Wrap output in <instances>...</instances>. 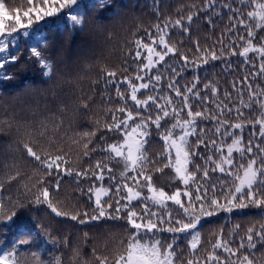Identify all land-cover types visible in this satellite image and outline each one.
I'll return each mask as SVG.
<instances>
[{"label":"trees","instance_id":"1","mask_svg":"<svg viewBox=\"0 0 264 264\" xmlns=\"http://www.w3.org/2000/svg\"><path fill=\"white\" fill-rule=\"evenodd\" d=\"M101 3L105 6L100 7ZM0 4L7 13L0 17L3 20L0 42L8 46L0 51V62L3 63L0 67V255L7 256L10 264H56L57 260L60 264H99L98 258H107L112 264L120 255L127 254L129 240L136 237L141 244L151 245L159 241L161 251L173 244L177 257L174 264H186L189 259L199 260L200 264H213L206 259L209 255L220 264H232L237 256L230 255L223 247L214 248L218 240L233 252L239 249V257L247 256L253 264H264V242L254 237L255 246L251 247L245 238L248 228L259 231L260 225H264V206L251 205L232 212L216 211L211 216H202L195 229L174 233L168 232L167 228L179 225L166 222L169 217L173 221L189 222L179 205L172 201L158 205L145 198L133 199L129 210L136 211L145 220L149 218L145 206L148 212L157 214L150 217L158 224L155 230L141 229L137 233L128 223L125 212H115L117 200L121 201L120 206L127 202L126 189L117 191L119 185L128 183L132 186L131 182L121 176L124 168L119 158L110 159L114 154L104 150L107 145L123 143L124 133L110 131L105 124L112 123L113 113L117 119L126 115L120 113L119 108L136 107L130 99V86L122 81L128 77L134 83H141L135 80L137 72L145 77L143 82L157 74L162 75L158 83L138 92V99H146L149 95L171 96L174 104H180L174 91L167 88L168 83L177 81L178 86H191L196 82L203 99L189 94L193 111L215 116L214 102L240 108L243 119L236 117L235 110L229 119L231 123H242L243 127L228 131L242 137L245 144L251 140L254 145L264 147L260 126L255 123L260 117L259 105L253 102V107L248 109L239 103L240 99L248 103L249 84L252 89L264 90V75L259 71L264 61L256 53L240 56L224 52L220 59L208 57L209 62L203 64L200 62L202 53L196 48L198 42L200 48L213 49L220 55L219 41H222L225 48L234 45L241 50L244 44L237 37L246 38V29L236 23L240 18L253 26L252 30L258 34L254 44L259 46L264 31L255 27L258 18L250 19L246 13L259 11L256 5L264 4V0H77L75 5L62 9L61 13L40 20L36 19L37 10L47 11L51 6L45 5L43 0H0ZM226 5H230L231 10ZM24 12H29V16H24ZM241 12L245 14L243 17ZM234 13L236 19H232ZM189 14L194 16L193 22L185 19L184 24L190 31L173 27L176 19L186 18ZM73 15L82 23L73 22L70 18ZM16 17L25 27L16 25ZM29 18L33 21L31 25L27 24ZM166 23L168 27H164ZM157 25L160 26L159 33ZM160 34H166L169 45L177 47L181 55H187L189 62L182 63L180 55L174 53L147 72L139 71L143 63H147L148 54L142 47L137 49L135 42L150 43L153 39L158 40ZM154 47L163 51L162 46ZM33 48L42 52L51 66L50 71L32 55ZM137 50L141 52L142 60L137 59ZM12 56L17 59L12 60ZM110 72L115 73V77L109 78L107 73ZM244 77L247 80L241 86ZM208 83L218 88L217 95H213L211 89H204V84ZM118 91L124 93L125 98L118 97ZM226 92L230 93V100L225 99ZM238 92H242V96ZM232 101L237 103L233 106ZM160 103L164 100L161 99ZM168 110L171 112V108ZM140 112L145 116L152 113L153 118L156 114L154 106L140 109ZM133 115L135 117V111ZM187 118L186 112L181 114L182 120ZM175 122V119L167 118V123L161 122L163 126L159 131L152 126L144 146L147 155L155 161V167L162 169L152 173L154 187L163 188L169 195L179 188L192 197L202 195L204 199L215 198L226 203L225 197L231 199L229 193L234 192L238 184L233 174L239 165L246 166L249 155L241 156L234 151V163L224 164L225 171L221 172L215 162L227 155V145L232 142V137L214 131L218 126L216 120L200 119L195 135L188 140L195 145L198 138H203L209 146L193 147L198 154L188 165L193 177L186 186L174 167H163L168 159L161 133ZM135 123H139V119ZM129 124L135 126L133 121ZM85 132L95 133L89 149L96 151H90L88 157L82 154ZM176 133L180 134L179 128ZM212 140L217 142V148L223 149L222 152L211 147ZM26 143L42 157L45 154L52 157L62 155L68 163L62 164L60 169H46L44 164L28 155L24 148ZM259 155L257 153V158ZM97 161H103L112 169L111 173H104L103 180L95 178L92 173L87 177L76 174L94 166ZM64 168H70L71 174H67ZM205 170L207 176L203 174ZM239 174L242 175V171ZM127 175L137 174L129 171ZM38 180L41 183L38 184ZM198 186L200 191H197ZM44 188L49 191L47 202L40 196ZM89 188L93 191L89 192ZM96 189L107 190L101 191L99 198L105 207L113 204V209L105 217L93 220L89 217L98 214ZM253 191L264 195V185L255 186ZM181 199L188 207L189 197L182 196ZM49 203L57 211L69 215H57ZM193 203H196L194 199ZM77 213H80L79 219L72 220L71 215ZM9 216L12 217L10 220ZM113 216L120 218L113 219ZM197 234L199 244L194 250L191 242Z\"/></svg>","mask_w":264,"mask_h":264},{"label":"snow or ice","instance_id":"2","mask_svg":"<svg viewBox=\"0 0 264 264\" xmlns=\"http://www.w3.org/2000/svg\"><path fill=\"white\" fill-rule=\"evenodd\" d=\"M45 5H51L48 7L47 11H43L42 9L37 10L36 19L40 20L43 19L44 16L52 17L56 13H61V10L70 6L75 5L77 0H43ZM105 4L101 3L100 7H104ZM211 6V5H209ZM231 10L230 5H226ZM256 7L259 11H250L247 12L246 15L250 19L257 20L255 23V27L264 31V4H257ZM4 5L0 4V17L7 15V13L3 12ZM239 11V10H237ZM40 12H43V15H40ZM241 17L245 14L243 12L240 13ZM24 16H29V12H24ZM71 20L77 24L82 23V20L79 19L77 16L73 15L70 17ZM191 23L193 22L194 16L189 14L185 17H180L175 20L173 27H180L183 31H190L184 24V20ZM232 19H236V13L233 14ZM15 23L19 27H25V25L21 24L20 18H15ZM33 23L32 19L29 18L27 21L28 25ZM236 23L239 25H243L246 29V38L243 36L237 37L244 46L241 50H237L235 46L231 48L223 47V42L219 41L221 44L220 55L217 54V51L213 49H202L197 42L196 48L198 52L202 53L200 57V62L203 64H207L209 62L208 57L211 60L220 59L224 52H228L230 55H240V56H248L249 53H256L259 55L261 61H264V37H260V44L259 46L254 44V40L257 37V33L252 30L253 26L251 24L245 23L243 18L236 20ZM157 31L160 32V26L157 25ZM164 27H168L166 23ZM15 31V28L12 29ZM0 32H3V20L0 19ZM137 49L143 48L147 52V63H143V67L139 71L147 72L149 69L153 68L156 63L164 62L165 58L169 54H178L180 55V59L182 63L187 64L189 62V58L187 55H181L179 53V49L175 46H170L168 40L166 39V34H160L158 40H151L150 43H144L142 41H136ZM154 45L162 46L163 51H157ZM8 46L0 42V51H4ZM32 55L34 57L39 58L38 63H40L43 67L48 68L49 71L51 70L50 64L47 60L42 56V52L38 51L36 48H33ZM137 59L142 60L141 52L139 50L135 53ZM12 60H16V56L11 57ZM195 63V61H193ZM0 67H3V63L0 62ZM260 74L264 75V63L260 65ZM109 78L115 77V73H107ZM173 75H176V71L173 70ZM162 79V75L157 74L154 78L150 77L147 82L145 81V77L140 75L137 72L135 76L136 81H142L141 83L137 84L134 83L128 77H125L122 81L123 83H127L130 86V99L135 103L134 109H127V106L121 107L118 109L120 113H126V115L122 119H117L115 114L113 113L112 123L105 124V127L116 133L123 132L124 133V140L123 143H113L107 145V148L104 149L110 153L114 154L112 158H119V161L122 162L124 172L121 173V176L124 177L125 180L131 182L132 186H129L128 183L120 184L117 191L120 188L126 189V203L121 205V201L117 200L115 203L118 205L115 207V212H125L126 219L131 227L136 230L138 233L139 230L144 229L147 232H152L158 227L157 223H154L150 217L156 216V213L148 212L147 206H145V213L148 219H144L140 214L136 211L129 210V204L135 198H139L142 195L141 191L136 190L137 188H144L146 187L148 192L151 193V199L158 205H164L166 201H172L176 205H179L183 212L187 215L189 222H184L183 220H169L166 222L172 223L174 225L179 226H172L168 227V232H188L189 230H193L197 227V224L201 220L202 216H211L216 211H227L232 212L234 209H243L249 207L251 205H255L257 207L264 206V195L260 194L259 192L253 191V188L258 185H264V147L260 145H254L251 140H248L247 143L243 141L242 137H236L234 132L228 131V129H236L239 130L243 127L242 123H231L230 119L232 117L233 111L235 110L236 117L243 119L242 111L240 108L230 107L228 104H221L220 102H214L215 108L217 111V115L212 116L208 115L205 116L203 111H193V105L189 103L191 94L192 97L203 99L202 93L197 91V83L193 82L191 86H178L177 81H172L168 83L167 88L170 91H174L176 97H178L181 101L180 104H174L171 96L167 97H159L149 95L146 99H138L137 93L143 89H149L153 83H158ZM198 80V77L196 78ZM247 80V77H244L241 80V86H243L244 81ZM235 82L233 83V88H235ZM251 91L249 92L248 103L245 104L243 99L239 100L240 104H243L246 108L251 109L253 107V102L259 105L260 109V117L255 120V123L258 124L260 137L264 140V90L257 91L252 89L251 84L248 86ZM183 88V91H182ZM204 89H211L213 95H217L219 90L218 88L211 83L204 84ZM239 96H242V92H238ZM117 96L120 98H125L124 93L117 92ZM163 99L164 103H160V100ZM225 99L230 100L231 95L230 93H225ZM237 102L232 101V105L234 106ZM154 106L155 108V116L153 118L152 113H148L146 116L142 115L140 109L150 108ZM86 107V106H85ZM171 108V112L168 110ZM135 111V117L133 112ZM187 115V119H181V114L185 113ZM175 119V123L171 125L170 128H165L164 132L161 133L162 139L165 144V149L167 153L168 163L164 164L163 167L169 168L174 167L175 173L179 177L180 180L183 181L184 185H188L189 179H192L193 173L189 172L188 165L191 162L193 156L197 155L198 153L193 151V147L198 149L200 145H204L205 148L209 146V142H206L203 138H198L195 145L189 142L188 137L195 135L196 133V125L198 120L200 119H214L217 122V127L214 129L216 133L232 137V142L227 145V155H222L220 160L216 163V167L219 168L221 172L225 171L223 167L224 164L232 165L233 161V152L236 151L244 156L245 154L249 155V158L245 164H241L238 166L236 173H234V181H238L234 188V192L230 191L229 195H231V199L227 196L225 197L226 203H221L217 199L213 198L210 200L202 198V195H195L194 197L191 196L188 192H182L179 188L169 195L167 192L164 191L163 188L157 189L153 185V175L154 171L159 172L162 171L161 168L155 167V161L150 158L146 151H145V144L147 143V137L151 134L150 128L154 126L158 131L162 128V121L167 123V118ZM139 119V123H135V120ZM129 121H133L135 126L129 124ZM180 129V134L177 135L176 129ZM130 129V131H129ZM223 130V132H222ZM95 136V133H83V139L86 141L83 143V156L88 157L90 155V151L94 152L96 149H89V144L91 143V138ZM103 139V137L101 138ZM211 147L215 149L216 152H222V148L216 147V141H210ZM24 148L29 156L33 157L36 161L41 162L46 166V169H60L62 164H67L68 161L64 159L62 155H56L52 157L49 154H45L44 157L39 155L36 151L33 150V147L29 146V144H24ZM175 150L174 157L172 156V150ZM257 153H259V158H257ZM211 159V157H208ZM174 161V162H173ZM199 166H197L198 168ZM64 171L67 174H71L72 170L70 168H64ZM112 169L108 168L107 165L103 161H97L94 166H91L83 170L82 172L76 173L78 176H85L87 177L89 173H92L95 178L103 180L104 173L109 172L111 173ZM129 171L136 172V176H129L127 173ZM242 171V175L239 173ZM204 176L208 175L207 170L204 171ZM14 178V177H13ZM37 183H41V181H37ZM59 184H57V188ZM245 189L247 191L245 192ZM89 192H92L93 189L89 188ZM101 191H107L104 189H96L97 198H96V205L98 208V214L89 217V219L98 220L101 217H105L106 215L110 214V210L113 209V204H107L105 207L99 198V193ZM197 191H200L199 186ZM203 195H206L204 193ZM40 196L47 202L49 197V191L47 188H44L40 193ZM187 196L189 197L188 200V207H185L184 203L182 202L181 197ZM245 198L247 202H245ZM39 199V197H38ZM193 199L195 200V204L193 203ZM239 200L238 203L234 202ZM207 205V207H205ZM49 206L52 207V211L56 212L57 215H69L67 212L57 211L55 206H52L49 203ZM198 206V207H197ZM85 217L88 216V213H83ZM80 217V213L71 215L72 220H77ZM12 217L9 216L8 219L10 220ZM113 219L120 218L119 216H113ZM81 223H84V220H80ZM254 237L259 239L260 241L264 242V225H260L259 231H256L254 228L250 227L247 229L246 240L248 241V246L254 247L253 244ZM21 243H26V241H21ZM199 244V236L194 235L193 240L191 242V248L197 249ZM214 248L223 247L226 252H229L232 256H237V259L232 262V264H253V260L249 259L247 256L239 257V249L233 252L229 249L226 245L222 244L219 240L213 246ZM241 248L244 247L243 244L240 245ZM126 255H120L117 259L112 262V264H174L175 259H177L176 254L173 250V244H168L167 249L161 251L160 242L156 241L151 245L148 244H141L139 239L133 237L129 240L128 246L126 249ZM207 261H212L213 264H220V262L213 256H207ZM99 260V264H109L107 258H103ZM0 264H10V261L7 256L0 255ZM56 264H60L59 260L56 261ZM186 264H200L199 260L189 259L186 261ZM227 264V262H224Z\"/></svg>","mask_w":264,"mask_h":264},{"label":"rangeland","instance_id":"3","mask_svg":"<svg viewBox=\"0 0 264 264\" xmlns=\"http://www.w3.org/2000/svg\"><path fill=\"white\" fill-rule=\"evenodd\" d=\"M142 192V195L139 198H135L134 200L137 199H141V198H145V200L149 201L150 203H154V201H152L151 197V193L148 192L147 188L145 187L144 189L140 190ZM100 196L102 195L101 193H99Z\"/></svg>","mask_w":264,"mask_h":264}]
</instances>
